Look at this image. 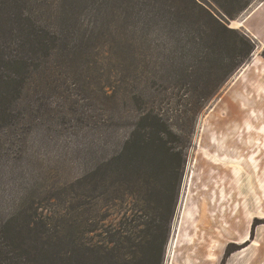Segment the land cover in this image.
Wrapping results in <instances>:
<instances>
[{
  "label": "rangeland",
  "instance_id": "374dc122",
  "mask_svg": "<svg viewBox=\"0 0 264 264\" xmlns=\"http://www.w3.org/2000/svg\"><path fill=\"white\" fill-rule=\"evenodd\" d=\"M262 1L253 0L228 21L255 42L253 55L204 100L196 72L201 73V58L178 43L166 6L156 19L141 0H33L29 11L40 34L63 37L48 42L52 49L41 56L21 52L22 38L14 32L4 61L23 59L10 70L0 60V96H9L14 86L21 91L9 104L8 118L0 116V222L7 231L31 241L33 233H63L73 220L72 231L87 230L94 239L111 223L128 222L133 206L112 160L148 111H158L182 143L190 138L163 264L170 262L184 220L202 227L199 218L207 212L216 216L215 224L226 225L228 214L237 212L240 223L264 224L255 218V150L227 149L229 136L220 132L229 131L214 127L229 115L228 96L245 83L237 76L257 66L264 50L248 30L254 26L264 37V2L251 13ZM6 19L0 17V26ZM224 156L243 161L245 168L227 175Z\"/></svg>",
  "mask_w": 264,
  "mask_h": 264
},
{
  "label": "trees",
  "instance_id": "16d2710c",
  "mask_svg": "<svg viewBox=\"0 0 264 264\" xmlns=\"http://www.w3.org/2000/svg\"><path fill=\"white\" fill-rule=\"evenodd\" d=\"M141 1L156 19L161 16L159 10L166 6L170 24L178 27L174 29L178 43H185L193 57L201 58V73L196 72L204 100L213 97L256 49L255 42L244 31L228 26V21L235 20L253 0H162L161 5H157L158 0ZM32 2L0 0V7H5L0 17L7 18L5 27L0 26V60L8 70L23 59L4 61L10 57L6 41L12 39L14 32L22 38L21 52L41 56L52 49L48 42L63 37V32L57 36L42 30L40 34L41 29L32 22L29 11ZM11 19L15 25L7 26ZM261 56L264 59V50ZM22 64L27 69L28 64ZM20 95V88L14 86L9 96H0L2 118H8L9 104ZM182 142L158 111H148L112 160V171L120 175V183L126 186L133 206L128 211L131 219L111 223L107 232L94 235L95 241L87 230L84 234L72 231L73 220L67 221L63 233L56 231L40 238L33 233L31 241L20 239L15 229L7 231L6 224L0 222V264H163L190 138ZM15 240L19 246L14 245ZM241 248L228 246L220 264H225L227 257Z\"/></svg>",
  "mask_w": 264,
  "mask_h": 264
},
{
  "label": "crops",
  "instance_id": "0c3cea01",
  "mask_svg": "<svg viewBox=\"0 0 264 264\" xmlns=\"http://www.w3.org/2000/svg\"><path fill=\"white\" fill-rule=\"evenodd\" d=\"M263 2L251 13L262 7ZM252 14L245 19L247 25ZM248 30L253 31L264 48L261 31L251 25H248ZM255 64V67L243 68L237 76V80L245 83L239 90H234L231 97L228 96L226 111L229 115L219 119L214 127L229 131L220 132L222 136H229L225 144L227 149L231 147L237 153L255 150V218L264 219V150L260 149L264 147V59L261 54ZM224 157L226 163L220 165L227 175L231 176V171L237 166L242 170L245 168L243 161ZM237 214H228L231 221L226 225L222 221L215 224L213 219L217 220L216 216L207 212L200 215L201 222L198 219L202 227H191L184 220L173 252L169 253L171 259H168V264H220L228 244L245 246L227 257L225 264H264V224L254 227L251 238L253 223L248 219L242 223L236 221L240 217ZM226 215L222 213L218 216L225 218Z\"/></svg>",
  "mask_w": 264,
  "mask_h": 264
}]
</instances>
